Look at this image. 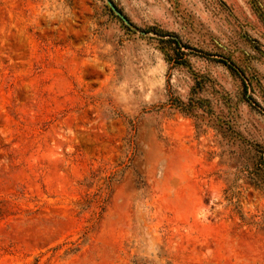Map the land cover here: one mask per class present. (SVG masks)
<instances>
[{"label":"rangeland","instance_id":"obj_1","mask_svg":"<svg viewBox=\"0 0 264 264\" xmlns=\"http://www.w3.org/2000/svg\"><path fill=\"white\" fill-rule=\"evenodd\" d=\"M0 264H264V0H0Z\"/></svg>","mask_w":264,"mask_h":264},{"label":"trees","instance_id":"obj_2","mask_svg":"<svg viewBox=\"0 0 264 264\" xmlns=\"http://www.w3.org/2000/svg\"><path fill=\"white\" fill-rule=\"evenodd\" d=\"M169 38L170 39L168 40L162 41V44L166 46V49H168V51H166L167 61L175 65L186 66V57L188 56V54H186L183 49H189V47L183 45L179 40L171 38V36H169ZM224 65L227 66L228 64L224 63ZM229 68L231 69V71H233L231 67Z\"/></svg>","mask_w":264,"mask_h":264},{"label":"water","instance_id":"obj_3","mask_svg":"<svg viewBox=\"0 0 264 264\" xmlns=\"http://www.w3.org/2000/svg\"><path fill=\"white\" fill-rule=\"evenodd\" d=\"M110 6H111L112 10H113L115 13H117V9L115 8V6L113 5L112 2H110ZM124 19H125V18H124Z\"/></svg>","mask_w":264,"mask_h":264}]
</instances>
